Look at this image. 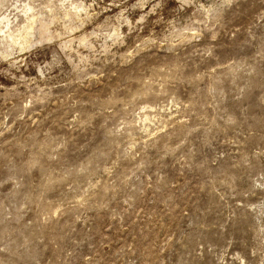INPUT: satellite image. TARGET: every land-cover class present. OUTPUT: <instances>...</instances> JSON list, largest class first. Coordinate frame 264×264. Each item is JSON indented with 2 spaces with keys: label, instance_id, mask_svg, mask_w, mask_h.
I'll list each match as a JSON object with an SVG mask.
<instances>
[{
  "label": "rangeland",
  "instance_id": "374dc122",
  "mask_svg": "<svg viewBox=\"0 0 264 264\" xmlns=\"http://www.w3.org/2000/svg\"><path fill=\"white\" fill-rule=\"evenodd\" d=\"M0 18V264H264V0Z\"/></svg>",
  "mask_w": 264,
  "mask_h": 264
},
{
  "label": "bare ground",
  "instance_id": "6f19581e",
  "mask_svg": "<svg viewBox=\"0 0 264 264\" xmlns=\"http://www.w3.org/2000/svg\"><path fill=\"white\" fill-rule=\"evenodd\" d=\"M0 19H1V18H0ZM8 21H9V20H8L7 18H2V19L0 20V25H1V24H3V23H5V24L7 23V24H8ZM9 23H10V22H9ZM3 25H4V24H3ZM0 27H1V26H0ZM2 27H4V28H5V27H6V25H5V26H2ZM1 29H2V28H1ZM0 31H1V30H0ZM7 32H9V30H8ZM9 36H10V34H9ZM9 36H8V37H9ZM11 36H12V35H11ZM11 36H10L9 38H11V39H12V37H11ZM26 37H27V36H26ZM21 38H22V37H21ZM17 39L19 40V38H17V37H16V39H15V40H17ZM13 40H14V37H13ZM13 40H12V41H13ZM17 42H18V41H17ZM17 42H16V43H17ZM20 42H21V39H20ZM12 43H13V42H12ZM21 43H22V42H21ZM14 45H15V44H14ZM19 45H20V44H19Z\"/></svg>",
  "mask_w": 264,
  "mask_h": 264
}]
</instances>
